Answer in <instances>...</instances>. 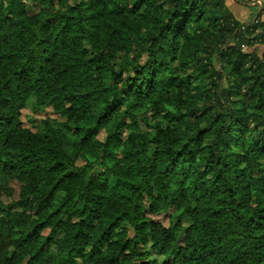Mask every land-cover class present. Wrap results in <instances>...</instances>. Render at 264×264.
<instances>
[{
	"label": "trees",
	"instance_id": "1",
	"mask_svg": "<svg viewBox=\"0 0 264 264\" xmlns=\"http://www.w3.org/2000/svg\"><path fill=\"white\" fill-rule=\"evenodd\" d=\"M30 99L61 119L24 127ZM145 200L171 212L167 225ZM77 259L264 264L259 13L237 19L226 0H0V264Z\"/></svg>",
	"mask_w": 264,
	"mask_h": 264
},
{
	"label": "rangeland",
	"instance_id": "2",
	"mask_svg": "<svg viewBox=\"0 0 264 264\" xmlns=\"http://www.w3.org/2000/svg\"><path fill=\"white\" fill-rule=\"evenodd\" d=\"M227 6L232 11L233 15L241 18V19H247L251 20L254 18L256 14H260V19L264 21V0H226ZM28 9L29 12L36 11L37 5L32 4L31 2L28 3ZM249 18V19H248ZM22 124L24 127L29 128L30 130L34 132H39L42 130V121L45 119H56L60 120L61 117L58 116L56 112L50 107L46 106L40 111H34L32 109V100H28L25 106L21 109V115H20ZM97 137L101 140L104 138V132L102 130H99L97 132ZM11 187H13V193L11 196H2L1 200L2 202L7 205L9 210L17 209L14 205V201L17 200L18 192L20 184L18 181H11L10 182ZM148 201L145 200L144 202V210L145 215L154 219L155 221L161 222L164 225H167L170 220V211H159L157 213H150L148 211ZM188 221L186 219L183 220V224L186 225ZM44 235L51 234L49 229H46L43 232ZM149 246H140L141 250L148 249ZM42 249L45 252H52L54 251V245H45L43 244ZM150 257H154L155 254L153 251L149 253ZM160 260L162 257H158ZM78 264H85L82 263L81 260L77 259Z\"/></svg>",
	"mask_w": 264,
	"mask_h": 264
},
{
	"label": "crops",
	"instance_id": "3",
	"mask_svg": "<svg viewBox=\"0 0 264 264\" xmlns=\"http://www.w3.org/2000/svg\"><path fill=\"white\" fill-rule=\"evenodd\" d=\"M236 17V16H235ZM237 19H240V20H247V19H241V18H238V17H236ZM249 19V18H248Z\"/></svg>",
	"mask_w": 264,
	"mask_h": 264
}]
</instances>
